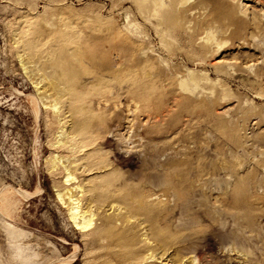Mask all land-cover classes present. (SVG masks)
<instances>
[{
  "label": "rangeland",
  "instance_id": "1",
  "mask_svg": "<svg viewBox=\"0 0 264 264\" xmlns=\"http://www.w3.org/2000/svg\"><path fill=\"white\" fill-rule=\"evenodd\" d=\"M54 65L77 154L36 84ZM78 184L91 230L113 199L160 210L121 249L71 220ZM0 264H264V0H0Z\"/></svg>",
  "mask_w": 264,
  "mask_h": 264
},
{
  "label": "bare ground",
  "instance_id": "2",
  "mask_svg": "<svg viewBox=\"0 0 264 264\" xmlns=\"http://www.w3.org/2000/svg\"><path fill=\"white\" fill-rule=\"evenodd\" d=\"M35 56H37V55L34 52V55L31 56V58L34 59ZM28 62L29 61H26V59L23 58L24 67L27 65ZM40 67H42L41 64H40ZM52 67H54V69H52L53 73L52 74L50 73L51 75H40L41 77H39L37 79V81H39L40 78H42V79L40 82H36V84L38 86L41 82H43V81L46 82L48 77L50 78V81L45 83V85H46L45 89L46 90H44L43 95H44V97L51 98L52 101H51L50 106L55 113L58 112L62 108L60 106V104H63L64 102L65 103L69 102L70 106L68 108L69 109L68 111L71 112L70 115L73 118V119H71L72 120V126L70 127V131L65 133L67 135V138L64 140V142L62 141L63 143L60 142V143H62L60 148L68 151L69 153H73V154L76 153L77 154L80 151L79 149L81 148V145L84 144L87 137L84 136V134L86 132V127H85L84 123L76 120V118L74 116L77 114V111L75 109H73V107H71L72 106L71 100H72V97H74L72 95V90H73V85H74L73 84L74 83L73 78L68 77V72H66L65 69H64V71L60 72L58 69H56V68H59V66L57 67V65H54ZM52 67H50V68H52ZM37 73H35V74H37ZM59 84L60 85L63 84L64 87L60 86ZM45 85H44V87H45ZM49 90H52V93L50 95H47V92ZM66 107H68V106H66ZM63 119H66V118H63ZM63 119H58V120H63ZM67 120L65 121L66 124H64V125H67V122H68ZM61 128H64V127H61ZM83 147H85V146H83ZM59 159H60V157L54 158V160L52 162L53 163L52 168L55 169L59 166L58 161H57ZM84 159H86V156L84 157ZM79 160H81V158H79L76 161H79ZM76 161H75V163H76ZM79 165H80L79 169L77 167H74L73 169H71V171L68 169V173H67L66 179H65V185H67V183H69V182H70V185H72L73 183H71V182L73 180L77 179V176H76L77 170H80L85 165L88 166V164H85L84 162L79 163L76 166H79ZM108 165L109 164L103 165V166H101V168H106V167H108ZM85 168H84V170H85ZM89 168L90 167L88 166V169H86L85 171L89 170ZM58 171H61V169H59L55 172H58ZM73 190H74L73 188L72 189L70 188L64 193H62L61 191H58L57 195L61 199L63 204L67 207V209L70 213V218H71V220H73L76 227L79 230H81L82 232L93 233L95 237L96 236L99 237L103 234L108 235V236L113 238V240L116 242V244L119 247H121V249H129V248L135 247L134 246V244H135L134 242L136 240L135 229H137V228L135 227L136 221L134 223L130 224L132 221L131 219L137 218L139 221V222H137L138 226H139V224L140 225L142 224L141 218L144 220L146 219L148 221H151L149 219V218H151L150 215L153 212L157 211V209L160 210L159 206L157 207L151 203L143 204V205L141 204L140 206H136L131 201H129L125 198L122 200H120V199H113L112 200L111 199L112 201L110 204L112 205V207L115 204L114 211H119V212L117 214H115V216H106L104 226L95 227L93 230H91L92 226L94 225L93 222L95 220L94 219L95 213L92 210L93 209L92 204L97 201V198L99 196L98 195L99 188H98V186L97 187L94 186V187H90V188L86 189V187L82 186V184H78L75 186V192H73ZM80 193H82V195H80ZM87 193H89L88 198H84V195ZM66 195H69L68 200L64 199ZM93 197L95 200L93 199ZM81 200H83V202L85 200V204L82 203L80 205ZM132 200H134V198H132ZM122 205L125 207H122ZM123 208L125 209L124 212L122 211ZM117 220H121V222L124 224L126 223L125 228L122 229L120 227L121 228L120 229L119 227H117V224H116V222H118ZM155 233H156L155 235L153 233L154 236H156V235L162 236L161 234L163 232L156 230Z\"/></svg>",
  "mask_w": 264,
  "mask_h": 264
}]
</instances>
